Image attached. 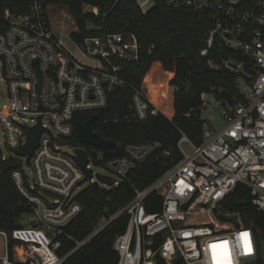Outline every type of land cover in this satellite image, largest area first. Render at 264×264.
I'll use <instances>...</instances> for the list:
<instances>
[{
	"label": "built area",
	"instance_id": "built-area-1",
	"mask_svg": "<svg viewBox=\"0 0 264 264\" xmlns=\"http://www.w3.org/2000/svg\"><path fill=\"white\" fill-rule=\"evenodd\" d=\"M7 1H19L20 6L0 10V74L7 84L0 97V164L12 157L19 162L12 178L30 205L31 226L17 227L13 237L23 243L27 264H67L72 254L123 214L129 218L126 230L114 240L118 264H160V259L172 263L178 257L185 264L260 263L254 229L242 222L240 214L220 210L219 205L237 185L245 184L255 207L264 211V0H167L176 8L209 15L213 25L201 54L215 46L231 51L221 62L210 64L235 75L239 95L218 100L230 106L222 124L205 122L199 144L183 133L181 159L148 187L136 189L118 211L106 210L109 215L64 255L59 254V237L81 211L78 193L93 182L114 187L161 147L159 140L129 143L123 156L106 160V149L69 142L77 134V117L86 112L92 117L107 107L112 90L128 85L120 61L138 60L143 46L132 31L73 39L83 60L54 31L51 0ZM135 1L143 12L150 9L151 0ZM84 9L101 13L98 6L86 4ZM204 94L202 117L208 103ZM131 109L137 121L165 113L141 89H134ZM39 118L45 128L39 145L31 155H18ZM80 147L88 153V167L110 171L106 175L114 177L113 186L100 182L94 169L92 178L86 175L76 153ZM153 192L160 193L163 202L159 210L149 211L145 200ZM221 213L237 214L239 220H225ZM199 215L211 220L191 221ZM0 264L18 263L7 253Z\"/></svg>",
	"mask_w": 264,
	"mask_h": 264
},
{
	"label": "trees",
	"instance_id": "trees-1",
	"mask_svg": "<svg viewBox=\"0 0 264 264\" xmlns=\"http://www.w3.org/2000/svg\"><path fill=\"white\" fill-rule=\"evenodd\" d=\"M51 1L66 4L72 13L77 24V30L71 33L74 40L104 32L132 31L143 46L138 60L120 61L122 76L128 85L112 90L107 107L94 111L98 116L96 130L117 141L114 148L105 150L106 160L123 156L129 143L161 142L159 149L114 187L93 182L78 193L81 211L59 237L62 243L59 254L64 255L75 247L77 240L90 234L103 216L125 206L134 197L136 189H145L181 159L179 141L183 133L196 144L201 143L205 118H198L197 110L203 106L204 93L214 94L217 100H229L238 96L239 90L235 75L210 64L211 61L221 62V58L231 54L229 49L215 46L207 55L201 54L213 25L207 13L176 8L167 0H155V5L146 12L135 0H118L109 11H106L109 0ZM19 3L5 0L0 10H16ZM86 4L98 6L100 15L86 11ZM2 24L0 21V29ZM134 89L144 91L165 114L137 121L131 109ZM91 115L90 112L83 113L76 122H86ZM69 142L84 144L77 134ZM101 163L96 160V164ZM17 167L19 162L13 157L0 164V230L8 233V253L12 260H15L14 249L18 241L12 238L13 231L22 226L21 218L30 211V205L12 178V171ZM162 202L163 196L158 192L151 193L145 200L149 211L159 210ZM219 209L240 214L242 222L252 227L256 235L260 230L264 231V211L255 207L250 189L245 184L237 185L221 202ZM128 218L127 214L119 216L72 254L66 263L118 264L119 254L114 248V240L126 230ZM160 264L185 262L178 257L172 263L160 259Z\"/></svg>",
	"mask_w": 264,
	"mask_h": 264
},
{
	"label": "rangeland",
	"instance_id": "rangeland-1",
	"mask_svg": "<svg viewBox=\"0 0 264 264\" xmlns=\"http://www.w3.org/2000/svg\"><path fill=\"white\" fill-rule=\"evenodd\" d=\"M153 4H154L153 0H151L150 3L148 4V8H151ZM50 18L53 23L54 31L56 32L58 37L74 54H76L80 59L84 60L85 58L83 54L78 49V46L76 45L75 41L71 37V33L77 30V24L69 8L66 6V4L54 3L52 6ZM1 77L2 76L0 74V97L5 96L6 91H7V84ZM204 98L208 102L206 105L205 112L203 114L206 124L220 126L223 122V114L227 111V109H230V106L221 105V103L217 100V98L212 93L204 94ZM0 137L2 139L1 130H0ZM99 155L101 154L99 153ZM21 160L24 164L23 166L26 169L27 173L29 175H32L31 167L27 165L25 160L23 159ZM93 169L95 172L102 173V174L110 173V171L107 170L105 167L95 166L93 167ZM210 220L211 218L208 215H199V216L191 218V221H196V222H201V223L208 222ZM21 225L24 227L31 226V223L29 221V216L24 215L21 218ZM12 238L14 239L13 235H12ZM8 242H9L8 233L3 230H0V263L2 261V257L8 253ZM22 245L23 243L20 241L19 242L17 241V243L15 244L14 259L18 264L27 263L26 255L22 249Z\"/></svg>",
	"mask_w": 264,
	"mask_h": 264
},
{
	"label": "water",
	"instance_id": "water-1",
	"mask_svg": "<svg viewBox=\"0 0 264 264\" xmlns=\"http://www.w3.org/2000/svg\"><path fill=\"white\" fill-rule=\"evenodd\" d=\"M118 0H109L108 6L106 8V11H109L117 2ZM1 2V0H0ZM222 105L224 106L225 103L223 102ZM198 118L202 116V108H199L198 110ZM98 116L95 114L93 115L88 121L86 122H79L76 126V131L82 142L88 145H94L103 149H112L117 145V141L114 139L106 138L104 135H102L98 130H96V121ZM45 128L42 126L41 119L39 118V123L33 126L30 129L27 143L18 150L17 154L21 156H27L31 155L35 148L39 145V139L41 134ZM76 153L78 156V161L84 172L89 178H92L94 176L93 169L88 167V164L90 162L88 153L84 148H77ZM98 180L106 185L113 186L115 184L114 177L102 173L96 174ZM221 218L229 221L238 222L239 218L237 220H234V217H237V214L228 215L225 213L220 214ZM258 242L260 245V263L258 264H264V231L260 230L257 234ZM255 257L252 256L251 259H254Z\"/></svg>",
	"mask_w": 264,
	"mask_h": 264
},
{
	"label": "bare ground",
	"instance_id": "bare-ground-1",
	"mask_svg": "<svg viewBox=\"0 0 264 264\" xmlns=\"http://www.w3.org/2000/svg\"><path fill=\"white\" fill-rule=\"evenodd\" d=\"M234 220H237L238 219V216L237 217H234L233 218ZM226 262H229V252H228V249H227V252H226V259H225Z\"/></svg>",
	"mask_w": 264,
	"mask_h": 264
},
{
	"label": "snow or ice",
	"instance_id": "snow-or-ice-1",
	"mask_svg": "<svg viewBox=\"0 0 264 264\" xmlns=\"http://www.w3.org/2000/svg\"><path fill=\"white\" fill-rule=\"evenodd\" d=\"M243 235H246V234H243Z\"/></svg>",
	"mask_w": 264,
	"mask_h": 264
}]
</instances>
